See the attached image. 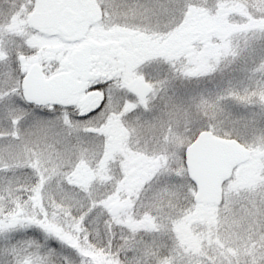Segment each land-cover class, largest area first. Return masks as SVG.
I'll return each mask as SVG.
<instances>
[{
	"label": "snow or ice",
	"instance_id": "snow-or-ice-1",
	"mask_svg": "<svg viewBox=\"0 0 264 264\" xmlns=\"http://www.w3.org/2000/svg\"><path fill=\"white\" fill-rule=\"evenodd\" d=\"M0 264H264V0H0Z\"/></svg>",
	"mask_w": 264,
	"mask_h": 264
}]
</instances>
